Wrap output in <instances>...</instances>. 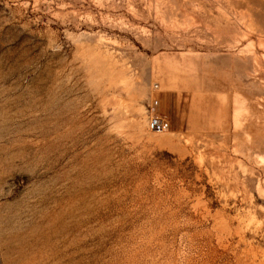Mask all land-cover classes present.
<instances>
[{
	"label": "rangeland",
	"instance_id": "1",
	"mask_svg": "<svg viewBox=\"0 0 264 264\" xmlns=\"http://www.w3.org/2000/svg\"><path fill=\"white\" fill-rule=\"evenodd\" d=\"M0 264H264V0H0Z\"/></svg>",
	"mask_w": 264,
	"mask_h": 264
},
{
	"label": "built area",
	"instance_id": "2",
	"mask_svg": "<svg viewBox=\"0 0 264 264\" xmlns=\"http://www.w3.org/2000/svg\"><path fill=\"white\" fill-rule=\"evenodd\" d=\"M150 127L153 129H165L169 127V122L160 116H152L150 120Z\"/></svg>",
	"mask_w": 264,
	"mask_h": 264
},
{
	"label": "bare ground",
	"instance_id": "3",
	"mask_svg": "<svg viewBox=\"0 0 264 264\" xmlns=\"http://www.w3.org/2000/svg\"><path fill=\"white\" fill-rule=\"evenodd\" d=\"M168 128V127H167Z\"/></svg>",
	"mask_w": 264,
	"mask_h": 264
}]
</instances>
